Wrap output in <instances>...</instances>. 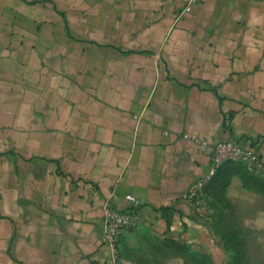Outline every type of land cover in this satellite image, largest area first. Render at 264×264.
Here are the masks:
<instances>
[{
    "label": "crops",
    "instance_id": "1",
    "mask_svg": "<svg viewBox=\"0 0 264 264\" xmlns=\"http://www.w3.org/2000/svg\"><path fill=\"white\" fill-rule=\"evenodd\" d=\"M187 1L0 0V264H114L110 194L207 252L248 228L264 257L254 173L185 197L209 164L194 137L264 164V0Z\"/></svg>",
    "mask_w": 264,
    "mask_h": 264
},
{
    "label": "rangeland",
    "instance_id": "2",
    "mask_svg": "<svg viewBox=\"0 0 264 264\" xmlns=\"http://www.w3.org/2000/svg\"><path fill=\"white\" fill-rule=\"evenodd\" d=\"M248 171V170H247ZM252 174V172H251ZM258 188L264 192V177L254 174ZM240 227V226H239ZM218 236L219 231L214 230ZM226 239L215 252L195 245L184 237L177 238L168 229H146L138 226L127 230L118 246L119 264H264L250 246L251 232L240 227L225 231ZM218 246V245H217Z\"/></svg>",
    "mask_w": 264,
    "mask_h": 264
},
{
    "label": "built area",
    "instance_id": "3",
    "mask_svg": "<svg viewBox=\"0 0 264 264\" xmlns=\"http://www.w3.org/2000/svg\"><path fill=\"white\" fill-rule=\"evenodd\" d=\"M194 0H188L179 14L189 11ZM199 149L209 159V164L204 174L195 179L189 186L185 197L192 204H197L199 196L205 185L213 178L218 169L227 162L242 164L246 170L264 177V164L256 147H248L238 139L223 138L215 143H209L206 139L194 137ZM129 207H117L111 194L105 199L103 205V232L102 242L110 249L114 264L118 262V246L121 236L127 230L135 229L141 224V214L138 207L140 199L131 194L125 195Z\"/></svg>",
    "mask_w": 264,
    "mask_h": 264
},
{
    "label": "trees",
    "instance_id": "4",
    "mask_svg": "<svg viewBox=\"0 0 264 264\" xmlns=\"http://www.w3.org/2000/svg\"><path fill=\"white\" fill-rule=\"evenodd\" d=\"M228 163H234V162H227V163H224L219 169H218V171H217V173L220 171V169L225 165V164H228ZM236 164H239V163H236ZM239 165H241V166H243L242 164H239ZM244 167V166H243ZM245 168V167H244ZM246 169V168H245ZM217 173L213 176V178L205 185V187L206 186H208L212 181H213V179L215 178V176L217 175ZM204 187V188H205ZM203 188V189H204Z\"/></svg>",
    "mask_w": 264,
    "mask_h": 264
}]
</instances>
